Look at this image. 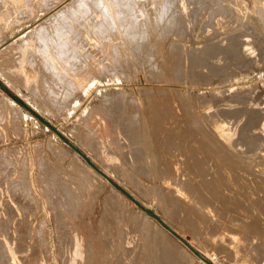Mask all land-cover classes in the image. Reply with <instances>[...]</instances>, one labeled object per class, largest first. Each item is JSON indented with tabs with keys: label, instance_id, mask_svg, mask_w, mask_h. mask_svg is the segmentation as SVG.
<instances>
[{
	"label": "rangeland",
	"instance_id": "1",
	"mask_svg": "<svg viewBox=\"0 0 264 264\" xmlns=\"http://www.w3.org/2000/svg\"><path fill=\"white\" fill-rule=\"evenodd\" d=\"M75 2L0 0V264H264L221 202L264 176V0Z\"/></svg>",
	"mask_w": 264,
	"mask_h": 264
},
{
	"label": "bare ground",
	"instance_id": "2",
	"mask_svg": "<svg viewBox=\"0 0 264 264\" xmlns=\"http://www.w3.org/2000/svg\"><path fill=\"white\" fill-rule=\"evenodd\" d=\"M73 1H77V2H79L80 0H73ZM77 2H75V3H77ZM98 2V1H97ZM88 3V2H87ZM90 3H93V2H90ZM89 4V3H88ZM100 5V2L99 3H97V5ZM123 4V3H122ZM87 5V4H86ZM94 5H96L95 3H94ZM96 5V6H97ZM84 6V5H83ZM101 6V5H100ZM91 7V5L89 6V8ZM124 7V6H123ZM81 8H83V7H81ZM87 8V7H86ZM85 8V9H86ZM88 8V9H89ZM96 8V7H95ZM85 9H82V10H85ZM91 9V8H90ZM104 9V8H103ZM166 9H167V7H166ZM97 10H99V7H98V9ZM80 11V10H79ZM89 11V10H88ZM99 11H101L102 13H103V11H102V9L101 10H99ZM164 11V10H163ZM76 13H77V11H75ZM86 12H87V10H86ZM85 12V13H86ZM93 12V11H92ZM91 12V13H92ZM109 12V11H108ZM56 13H59L58 12V10H56V8H54L52 11H50V15L51 16H49V17H53ZM79 13V12H78ZM90 13V14H91ZM88 14V13H87ZM84 15V14H83ZM124 15V14H123ZM109 16V15H108ZM128 16V15H127ZM140 16V15H139ZM91 17V16H90ZM89 17V18H90ZM94 17V16H93ZM85 18V17H84ZM92 18V17H91ZM172 18V17H171ZM82 19V18H81ZM91 20V19H90ZM108 20V19H107ZM68 21V20H67ZM109 21H111L110 20V18H109ZM82 22V21H81ZM106 22H108V21H106ZM140 22V21H139ZM102 22H100V24H101ZM110 23V22H109ZM66 24V23H65ZM80 24V23H79ZM96 24L98 25V27H101V25L98 23V22H96ZM103 24V23H102ZM172 24V23H171ZM64 25V24H63ZM86 25V24H85ZM84 25V26H85ZM70 26V25H69ZM73 26V25H72ZM81 26V25H80ZM80 27L79 29L81 30V28H83V30H85V31H88L89 33H90V38H91V40H92V42H96V38H94L93 37V35H92V32L90 31V29H89V27H88V25L86 26V27ZM104 26V25H103ZM110 26V25H109ZM173 26V25H172ZM75 27V26H74ZM79 30V31H80ZM78 32V31H77ZM82 33V32H81ZM88 33V34H89ZM74 34V33H73ZM147 38V37H146ZM146 44V43H145ZM150 45V44H149ZM148 48V47H147ZM156 49V48H155ZM143 52V51H142ZM239 57V56H238ZM6 74V73H5ZM8 79V78H7ZM9 80V79H8ZM9 83H10V85H12V86H14L15 87V84L13 83V81L12 80H9ZM8 84V83H7ZM14 84V85H13ZM17 89V88H16ZM9 97V96H8ZM6 99V98H5ZM11 99V98H10ZM6 102H10L9 101V99H8V101H6ZM14 103H16V102H14ZM14 103H12V104H14ZM16 104H18V103H16ZM19 105V104H18ZM13 106H16L15 104L13 105ZM20 106V105H19ZM21 107V106H20ZM14 108V107H13ZM19 108V107H18ZM40 108V107H39ZM38 108V109H39ZM21 110V109H20ZM20 110H18L19 112H20ZM41 110V109H40ZM45 121H47V123H48V121H50V120H46L45 119ZM51 122V121H50ZM215 122H218V121H215ZM181 124V123H180ZM189 124H187V126H188ZM191 125V124H190ZM183 127V126H182ZM181 127V128H182ZM186 127V126H185ZM185 127H184V129H185ZM222 127V126H221ZM178 128H179V126H178ZM195 128V127H194ZM177 129V128H176ZM190 129V128H189ZM188 129V130H189ZM201 129H202V127H201ZM186 130V129H185ZM187 130V131H188ZM190 131V130H189ZM196 131V130H195ZM202 131V130H201ZM200 131V132H201ZM192 133H193V130H192ZM223 133V132H222ZM191 134V133H190ZM192 135V134H191ZM199 135V134H198ZM202 134H200V136H201ZM189 136V135H188ZM193 136H194V133H193ZM192 136V137H193ZM196 138V137H195ZM220 140V139H219ZM192 142V141H191ZM191 145H192V143H191ZM96 147V146H95ZM96 149V148H95ZM225 149V148H224ZM88 151V150H87ZM227 151V150H226ZM223 152V151H222ZM228 152V151H227ZM76 153L77 154H79L80 155V157L83 159V161L85 160L82 156H81V154H80V152L76 149ZM197 153V152H196ZM207 153V152H206ZM214 154V153H213ZM231 154V153H230ZM204 155V154H203ZM227 155V154H226ZM78 156V155H77ZM189 156V155H188ZM191 156V155H190ZM237 156V155H236ZM241 156V155H240ZM211 157V156H210ZM244 157V156H243ZM249 157V156H248ZM77 158V157H76ZM160 158V157H159ZM237 157H235V159H236ZM241 158V157H240ZM193 159V158H192ZM210 159V158H209ZM232 159V158H231ZM230 159V160H231ZM242 159V158H241ZM204 160V159H203ZM211 160V159H210ZM91 167V169H90V171H93L94 173H96V174H98V175H101L103 178H104V176L90 163V162H88L87 160H85ZM160 161V160H159ZM187 161V160H186ZM205 161V160H204ZM243 161V160H242ZM246 162H247V160H245ZM165 162L167 163V161L165 160ZM214 162V161H213ZM248 162H251L250 160L248 161ZM247 162V163H248ZM253 162H254V160H253ZM191 163H193L192 165H191ZM203 162H201L200 160H198V159H193V160H190L189 159V161H188V164L189 165H191V169H194V167L192 168V166L194 165L195 167H196V165L199 167V165H201ZM208 163V162H207ZM231 163V162H230ZM233 163V162H232ZM237 163H243V162H237ZM258 163V162H257ZM86 164V163H85ZM87 164V165H88ZM229 164V163H228ZM239 164V165H240ZM81 165H83L82 163H81ZM173 165H176L175 163L173 164ZM184 165H185V162H184ZM235 165V164H234ZM253 165V164H252ZM236 166V165H235ZM235 166H234V168H235ZM238 166V165H237ZM236 166V167H237ZM243 166V167H242ZM246 166V165H245ZM259 166V165H258ZM83 167V166H82ZM84 167H86V166H84ZM170 167V166H169ZM168 167V168H169ZM187 167H188V165H187ZM186 167V168H187ZM197 167V168H198ZM203 167V166H202ZM202 167H201V169H202ZM233 167V166H232ZM238 167H241V168H246V169H248L247 167H244V164L243 165H241V166H238ZM254 167V166H253ZM87 168V167H86ZM190 168V167H189ZM252 168V167H251ZM167 169V168H166ZM171 169H172V167H171ZM173 169H176V168H174L173 167ZM172 169V170H173ZM179 169V168H178ZM181 170H182V168H180ZM246 169H245V171L244 172H246ZM255 169V168H254ZM253 168H252V170H254ZM170 170V169H169ZM198 170V169H197ZM232 170V169H231ZM237 170H239V168L237 169ZM237 170H236V172H237ZM243 170V169H242ZM176 171H178L179 172V170H176ZM189 171V170H188ZM194 171V170H193ZM193 171H192V173H193ZM221 171V170H220ZM234 171V170H233ZM251 171V170H250ZM262 171V170H261ZM170 172H171V170H170ZM186 172V171H185ZM235 172V173H236ZM240 172V171H239ZM239 172H237V174H239ZM243 172V171H242ZM243 172V173H244ZM252 172V171H251ZM254 172V171H253ZM257 172V171H256ZM88 173H89V171H88ZM175 173V172H174ZM182 173V172H181ZM191 173V174H192ZM207 173V172H206ZM219 173V172H218ZM217 173V174H218ZM224 173V172H223ZM247 173V172H246ZM248 173H249V170H248ZM259 173V172H258ZM171 174V173H170ZM177 175H178V173H176ZM216 174V175H217ZM230 174V173H229ZM257 174V173H256ZM261 174V173H260ZM93 175V174H92ZM168 175V174H167ZM171 175H173V174H171ZM183 175V174H182ZM193 175V174H192ZM197 175V174H196ZM207 175V174H206ZM205 175V176H206ZM227 175V174H226ZM241 175V174H240ZM249 175H250V173H249ZM249 175H244L243 176V174L241 175V176H239V175H235L234 174V176H232L230 179L231 180H229L231 183L229 184H223V186H225V187H227L228 189L230 188L231 189V191H228V189L227 188H225V187H221L222 186V184H221V188H223L224 190L226 189L229 193H227V194H229V195H232V196H229L228 195V197H230V199L228 198H226L225 200H222L221 202H222V204H224V203H226L225 205L226 206H233V208L236 210V211H238V212H242V213H245L246 215H247V213L249 214H252L253 212L255 213V212H257V213H259V214H257L256 215V217H254V216H251V218H257L258 220H262V219H260V218H262V217H264V176L262 177V178H260V179H262V181L261 180H256V179H254V178H250V176ZM162 176V175H161ZM179 176V175H178ZM184 176H186V181H187V178H188V176H190L191 178H192V176L191 175H188L187 176V174L185 175V173H184ZM254 176V175H253ZM252 176V177H253ZM173 177V176H172ZM180 177V176H179ZM198 177H199V175H198ZM218 177V176H217ZM224 177V176H223ZM219 178V177H218ZM221 178V177H220ZM256 178V177H255ZM164 179V178H163ZM174 179L175 180H177L175 177H174ZM180 179V178H179ZM185 179V178H184ZM190 178H188V180H189ZM198 179H201V177L200 178H198ZM205 179V178H204ZM206 179H208V176H207V178ZM205 179V180H206ZM211 179H212V177L211 178H209L208 180L209 181H205L206 182V185L208 186L207 188H211V189H214V191H215V187L217 186L218 187V185H219V182L217 181V179H216V181L217 182H215V183H211ZM215 179V178H214ZM225 180V179H224ZM86 181L87 182H89L90 183V181H88L87 179H86ZM219 181H222L223 182V179L221 180H219ZM227 182H229L228 180H226ZM178 182H180V181H178ZM199 182H202V179H201V181H199ZM204 182V181H203ZM213 182V181H212ZM92 183V182H91ZM181 183V182H180ZM186 183V182H185ZM197 183V182H196ZM194 184L193 182H188L187 181V183L184 185V186H182L181 187V185H180V188H182L183 190H187V192L193 197V198H195L197 201L196 202H198V204H200V206L201 207H199V205H198V207H196V209H195V207H194V210H195V212H193V214L191 215V214H189L191 211H194V210H189L190 212L188 213V214H184V215H181L182 216V218L183 219H185V220H187V221H189L190 222V224L192 223L193 225H192V228L194 229V230H196V231H198L197 229H195L193 226H194V224L197 222L196 220L198 219H196L195 218V216L196 217H198L199 216V218L200 217H202V218H204L205 219V217H203L204 216V214L202 215V210L204 209L203 207H209L208 205H210L211 207H212V204H214V202H213V200H208V199H204V198H202V193H204V191H202L201 189L200 190H198V189H196V187H198V185L197 184ZM205 185V184H204ZM115 187V186H114ZM201 187V186H200ZM199 187V188H200ZM202 187H203V185H202ZM204 188V190H205V186L203 187ZM60 189H62V188H60ZM219 189V188H218ZM220 190V189H219ZM185 191L183 192V193H185ZM206 191H207V189H206ZM209 191H210V189H209ZM212 191V190H211ZM214 191H212L211 193L212 194H214L213 192ZM216 191H217V189H216ZM215 191V192H216ZM221 191V190H220ZM208 192V191H207ZM222 192V191H221ZM210 193V192H209ZM209 193H207V194H209ZM205 194H206V192H205ZM218 194H219V196H221L222 195V193H219L218 192ZM221 194V195H220ZM204 195V194H203ZM214 196V195H213ZM215 196H218V195H215ZM223 196V195H222ZM226 196V195H225ZM224 196V197H225ZM171 198H172V196H171ZM198 198V199H197ZM206 198V197H205ZM213 198V197H212ZM215 198V197H214ZM219 198V197H218ZM223 198V197H222ZM112 199V198H111ZM111 199H109L108 201L109 202H112L113 203V201L111 200ZM114 199V198H113ZM180 199V198H179ZM216 199V198H215ZM185 200V199H184ZM220 200H221V197H220ZM173 201H174V199H173ZM215 201V200H214ZM217 201V200H216ZM216 201H215V203H216ZM219 201V200H218ZM107 202V201H106ZM185 202H187V201H185ZM184 202V203H185ZM178 203V202H177ZM205 203H207V205L205 206ZM209 203V204H208ZM218 204H219V202H217ZM107 204H108V202H107ZM110 204V203H109ZM108 204V205H109ZM114 204H115V202H114ZM189 204H190V202H189ZM178 205V204H177ZM192 205L193 204H191V206L190 207H192ZM220 205V204H219ZM218 205V206H219ZM225 205L223 206L224 207V209H225ZM182 206V205H181ZM222 206V205H221ZM231 206V207H232ZM110 207H112L111 205H110ZM188 208V207H187ZM190 209V208H189ZM192 209V208H191ZM220 209V208H219ZM227 209H228V207H227ZM198 210H199V212H198ZM211 210H213L212 212L213 213H215L214 212V210L215 209H213V207H212V209ZM235 210H234V212H235ZM179 211V210H178ZM184 211V210H183ZM187 211V210H186ZM206 212V211H205ZM221 212V211H220ZM247 212V213H246ZM216 213H217V211H216ZM215 213V214H216ZM229 213H231V211L229 212ZM237 213V212H236ZM140 214V213H139ZM147 214V213H146ZM208 214V213H207ZM218 214V213H217ZM217 214L215 215V216H217ZM233 214H235V213H233ZM256 214V213H255ZM142 215V214H141ZM195 215V216H194ZM221 217H219L218 216V218H222V214H219ZM230 215V214H229ZM237 216H238V214H236ZM242 215V214H241ZM244 215V214H243ZM242 215V216H243ZM246 215L244 216V218H246V219H244L245 220V224H244V222L243 221H240L239 220V222H243V224H244V227H245V225H246V227H245V229L246 230H249V231H253V233H254V231H255V234L256 235H258L259 236V234L261 235V237H260V239H263V237H264V229L263 228H261V226L260 227H257L256 225L258 224H256V221H257V219H256V221H253L254 223H255V226L257 227H255L254 225H252V221H250V220H254V219H247V217H246ZM254 215V214H253ZM143 216V215H142ZM178 216H179V213H178ZM181 216H179V217H181ZM209 216H210V214H209ZM232 216V215H231ZM236 216V221L239 219V217H237ZM248 216V215H247ZM144 217V216H143ZM211 217V216H210ZM224 217V216H223ZM232 217H234V216H232ZM232 217H228V219L229 218H231V220H232ZM214 218V217H213ZM217 218V217H216ZM227 218V217H226ZM242 218V217H241ZM240 218V219H241ZM128 219V218H127ZM211 219H212V217H211ZM234 219V220H235ZM199 220V219H198ZM206 220V219H205ZM222 220V219H221ZM229 221V223L230 222H232L233 223V221ZM264 220V219H263ZM125 221V220H124ZM133 221H135V220H133ZM131 222V224L133 223L134 224V222ZM165 221V220H164ZM169 221V220H168ZM210 221L211 220H209V224H211L210 223ZM223 221H224V219H223ZM236 221H235V223H233L234 225L236 224L237 225V223H236ZM114 222V221H113ZM138 222V221H137ZM136 222V223H137ZM205 222V221H204ZM208 222V221H207ZM212 223H213V220L211 221ZM259 222V221H258ZM264 222V221H263ZM263 222H260V223H263ZM199 223V222H198ZM228 223V224H229ZM259 223V224H260ZM128 224V223H127ZM138 224H140V223H137L135 226L137 227V225ZM225 224V226L227 225V223L225 222L224 223ZM240 224V223H239ZM243 224H241L242 226H243ZM258 224V225H259ZM114 225V224H113ZM164 225V224H163ZM217 225V224H216ZM215 225V226H216ZM222 225V224H221ZM123 226V225H122ZM126 226V225H125ZM139 226V225H138ZM165 226V225H164ZM197 226V225H196ZM195 226V227H196ZM201 226V225H200ZM210 226V225H209ZM212 226V225H211ZM240 226V225H239ZM256 228H254V227ZM120 227V226H119ZM129 227V226H128ZM229 226H226V229L228 228ZM232 227H234V226H232ZM236 227H238V225L236 226ZM241 227V226H240ZM244 227H242L241 229H242V231H244L245 229H243ZM137 228H139V227H137ZM197 228V227H196ZM210 228V227H209ZM215 227H213V229H214ZM130 229H133L132 228V226L130 227ZM211 229V228H210ZM221 229V228H220ZM229 230H230V227L228 228ZM234 229H236V228H234ZM239 229V228H238ZM217 230V229H216ZM224 230H225V228H224ZM229 230H227V231H229ZM245 230V231H246ZM135 231V230H134ZM133 231V232H134ZM237 231V230H236ZM241 231V232H242ZM245 231H244V235H245ZM249 231H246L247 232V235H246V237L248 236V234H250V232ZM131 232V231H130ZM211 232V231H210ZM215 232V231H214ZM224 232V231H223ZM221 233L222 235H224V233ZM232 232H233V230H232ZM249 232V233H248ZM212 233V232H211ZM240 233V232H239ZM226 234V233H225ZM241 234V233H240ZM252 234V233H251ZM251 234H250V236H251ZM243 235V236H244ZM227 236H228V234H227ZM250 236H249V239H250ZM258 236H257V238H258ZM223 237V236H222ZM232 237V236H231ZM236 236H234V238H235ZM245 237V239H247ZM252 237V236H251ZM224 238V237H223ZM228 239H229V236L227 237ZM241 238H243L244 239V237H241ZM253 238V237H252ZM250 239V240H253V239ZM157 239V238H156ZM236 239V238H235ZM221 240V239H220ZM231 240V239H230ZM250 240H249V242H248V244H250ZM247 241H248V239H247ZM262 241V240H261ZM223 242V241H222ZM244 242V241H243ZM158 243H159V241H158ZM164 243V242H163ZM165 244V243H164ZM243 244H246V242L245 243H243ZM247 244V245H248ZM252 244V243H251ZM238 245V244H237ZM241 245V244H240ZM239 245V246H240ZM253 245V244H252ZM245 246V245H244ZM255 246V247H254ZM256 246L257 245H253V247L254 248H256ZM262 246V245H261ZM167 246H165V248H166ZM230 247V246H229ZM242 247V246H241ZM240 247V248H241ZM250 246L248 245V248H249ZM252 247V248H253ZM263 247H264V244H263ZM164 248V246H163V249L165 250V251H167L166 249ZM239 248V249H240ZM245 248H247V246L245 247ZM245 248H242V251H243V253H244V250L243 249H245ZM251 248V247H250ZM185 249H187V248H185ZM257 249H258V247H257ZM264 249V248H263ZM188 250V249H187ZM247 250V249H246ZM249 250V249H248ZM259 250V249H258ZM189 251V250H188ZM249 251H251V250H249ZM192 252V251H191ZM252 252V251H251ZM262 254H264V251L262 252ZM244 257V256H243ZM262 257V256H261ZM256 259V258H255ZM263 259H264V257H263ZM262 261V260H261ZM257 262V261H256ZM263 262V261H262ZM258 263V262H257Z\"/></svg>",
	"mask_w": 264,
	"mask_h": 264
},
{
	"label": "water",
	"instance_id": "3",
	"mask_svg": "<svg viewBox=\"0 0 264 264\" xmlns=\"http://www.w3.org/2000/svg\"><path fill=\"white\" fill-rule=\"evenodd\" d=\"M48 123H50V122H48ZM54 127V126H53ZM55 128V127H54ZM66 138V137H65Z\"/></svg>",
	"mask_w": 264,
	"mask_h": 264
}]
</instances>
